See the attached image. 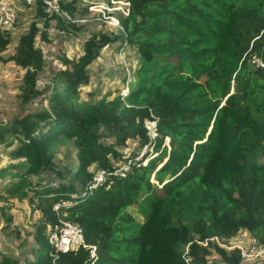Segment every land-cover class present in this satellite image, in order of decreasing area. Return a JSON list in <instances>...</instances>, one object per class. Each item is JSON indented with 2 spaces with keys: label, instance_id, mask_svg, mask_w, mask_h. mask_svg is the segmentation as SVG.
<instances>
[{
  "label": "trees",
  "instance_id": "16d2710c",
  "mask_svg": "<svg viewBox=\"0 0 264 264\" xmlns=\"http://www.w3.org/2000/svg\"><path fill=\"white\" fill-rule=\"evenodd\" d=\"M126 1L121 30L91 37L78 63L64 61L69 66L52 79L39 111L25 107L45 73L46 55L36 41L46 36L32 22L5 58L13 37L0 31V62L25 71L19 112L0 121V145L9 150V163L0 166V180L9 177L0 198L2 192L28 199L40 217L33 259L10 254L0 264H209L215 253L225 264H242L240 251L212 239L247 231L264 240V163L257 162L264 152V68L249 63L254 54L264 60V0ZM60 4L73 17L74 3ZM35 5L46 26L55 19L65 32L75 28L46 12L42 0ZM116 43L140 55L128 93L82 99L86 67ZM152 115L157 149L168 138L170 151L89 193L95 167L112 169L131 157L121 150L129 140L136 152L148 143L144 122ZM68 142L77 150L75 184L36 182L46 170L61 177L54 156ZM64 201L72 205L57 213ZM141 203L147 215L139 222L128 209ZM1 212L6 215L4 207ZM64 212L82 228L87 248L61 253L49 243Z\"/></svg>",
  "mask_w": 264,
  "mask_h": 264
},
{
  "label": "rangeland",
  "instance_id": "374dc122",
  "mask_svg": "<svg viewBox=\"0 0 264 264\" xmlns=\"http://www.w3.org/2000/svg\"><path fill=\"white\" fill-rule=\"evenodd\" d=\"M64 4L71 3L75 10L72 12V21L75 28L69 31H63L57 20L52 19L46 26V18L37 13V5H20L17 7L19 14L18 24L12 32L13 42L5 54V58L10 57L15 51V45L20 36L28 32L32 22H36L41 32H44L43 38L40 34L36 44L46 55L45 73L40 76L36 84L38 94L25 107L28 111H39L46 107L47 100L50 97V85L54 76L65 70L69 65L64 63L66 60L78 63L84 55L85 43L93 36L105 33L110 36L116 35L120 30V20L126 15L127 7L124 4L119 5L113 11H96L90 9L94 6H100L105 3L106 6H116L110 0H59ZM105 1V2H104ZM140 65V55L135 47L120 43L110 44L105 47L98 59L86 67L89 77L87 84L82 85V99L94 98L97 100L101 95L114 93V95H126L128 85L136 75ZM25 71L12 62H0V121H7L20 110L21 87ZM114 141H112L113 143ZM104 143H108L105 140ZM123 148V147H122ZM137 145L129 140L128 145L122 150L124 157L135 156ZM8 152L4 146L0 145V166L4 167L9 163ZM124 160V159H123ZM122 160V161H123ZM264 163V152L257 160ZM78 166L77 150L72 142L58 148L54 156V168L61 172V177L57 176L52 170H46L40 178H35L36 182L42 185L53 183L54 185L75 184V174ZM98 168L95 167L94 170ZM93 170V171H94ZM7 177L1 184L9 181ZM152 183L158 184L154 176ZM167 180V177H166ZM4 199L0 198V263L5 255H14L21 261L33 259L32 249L36 247L33 235L40 224V217L34 213L28 199L19 200L17 198H7L1 192ZM4 207L6 215H3L1 208ZM144 205L129 208L135 218L142 222L146 218L147 212ZM144 210V211H142ZM7 218L9 220L7 221ZM9 226L8 228H6ZM3 227V228H2ZM221 243V240H219ZM264 264L262 261L246 262L242 264ZM209 264H225L218 254H213L209 258Z\"/></svg>",
  "mask_w": 264,
  "mask_h": 264
},
{
  "label": "built area",
  "instance_id": "2783aa9c",
  "mask_svg": "<svg viewBox=\"0 0 264 264\" xmlns=\"http://www.w3.org/2000/svg\"><path fill=\"white\" fill-rule=\"evenodd\" d=\"M38 0H0V31L4 34L12 33L19 19L17 7L20 5H35ZM46 12L50 14L60 15L67 21H72L61 7L59 0H42ZM113 4H118L116 0H110ZM125 5V4H124ZM127 13L129 11V3L127 2ZM103 12V11H101ZM125 15V16H126ZM249 63L256 68H264V60L254 54L249 58ZM144 127L148 136V143L141 147L135 156H131L124 161L114 165L112 169L96 168L93 172V180L88 187L91 193L102 186L109 178H125L134 167H141L148 164L151 160L160 155L164 148L170 151L169 139L166 138L162 146L157 149V140L160 137L158 120L153 115L144 122ZM167 159V158H165ZM69 201L59 202L55 205L54 210L60 213L62 208L71 206ZM66 213L59 215V221L49 232V243L61 253H68L79 248H87L82 228L65 219ZM220 247L227 251L238 250L241 253L243 263L264 260V240L263 242L252 237L247 231H241L231 239H220L215 237L212 239ZM221 240V243H219ZM94 255V253H93Z\"/></svg>",
  "mask_w": 264,
  "mask_h": 264
},
{
  "label": "crops",
  "instance_id": "0c3cea01",
  "mask_svg": "<svg viewBox=\"0 0 264 264\" xmlns=\"http://www.w3.org/2000/svg\"><path fill=\"white\" fill-rule=\"evenodd\" d=\"M116 2L118 3V5H116V6H113V5L112 6H106L105 3H102V5H100V6H94V7H91L90 9H94L96 11L97 10L98 11H103V13H104L105 11H113V10H115L117 8H120L119 5H121V4H125L126 5V3H127L126 0H116Z\"/></svg>",
  "mask_w": 264,
  "mask_h": 264
},
{
  "label": "water",
  "instance_id": "95a60500",
  "mask_svg": "<svg viewBox=\"0 0 264 264\" xmlns=\"http://www.w3.org/2000/svg\"><path fill=\"white\" fill-rule=\"evenodd\" d=\"M169 179V176H167V180Z\"/></svg>",
  "mask_w": 264,
  "mask_h": 264
}]
</instances>
